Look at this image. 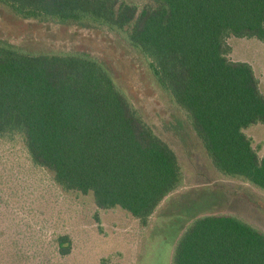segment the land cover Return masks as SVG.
Segmentation results:
<instances>
[{"label":"trees","instance_id":"1","mask_svg":"<svg viewBox=\"0 0 264 264\" xmlns=\"http://www.w3.org/2000/svg\"><path fill=\"white\" fill-rule=\"evenodd\" d=\"M0 6L24 19L113 32L145 58L163 92L186 112L188 120L175 128L182 140L197 137L219 173L264 192V154L246 132L264 123V92L253 65L230 57L228 41L264 42V0ZM0 145H21L63 190L91 194L98 210L123 209L142 226L183 180L175 150L109 66L84 51H33L0 37ZM57 243L70 253L68 235ZM171 264H264V231L235 214L198 216L177 238Z\"/></svg>","mask_w":264,"mask_h":264},{"label":"rangeland","instance_id":"2","mask_svg":"<svg viewBox=\"0 0 264 264\" xmlns=\"http://www.w3.org/2000/svg\"><path fill=\"white\" fill-rule=\"evenodd\" d=\"M0 37L33 51H84L103 60L142 117L175 150L183 178L142 226L123 209L98 210L91 194L63 190L29 162L21 145H0V264H171L180 234L196 217L213 213L238 215L264 231V192L219 173L197 137L182 140L175 128L178 120H188L186 112L120 37L103 28L24 19L3 6ZM228 41L230 57L253 65L264 92V42L235 36ZM246 132L263 155L264 123ZM64 234L72 241L66 255L57 243Z\"/></svg>","mask_w":264,"mask_h":264}]
</instances>
